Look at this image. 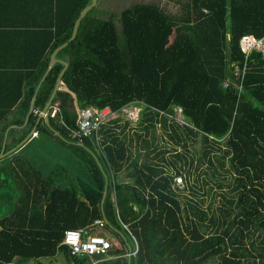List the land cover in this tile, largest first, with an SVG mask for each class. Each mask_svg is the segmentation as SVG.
<instances>
[{"label":"trees","instance_id":"obj_1","mask_svg":"<svg viewBox=\"0 0 264 264\" xmlns=\"http://www.w3.org/2000/svg\"><path fill=\"white\" fill-rule=\"evenodd\" d=\"M172 1L176 12L97 0L55 56L68 67L38 120L63 70L46 72L49 55L91 0H0V153L36 133L0 160L18 189L0 264H264V53L240 49L243 36L264 46V0ZM131 106L137 128L119 117ZM83 108L113 117L73 136ZM38 136L58 160L46 176ZM70 229L102 236L108 258L70 256Z\"/></svg>","mask_w":264,"mask_h":264},{"label":"built area","instance_id":"obj_2","mask_svg":"<svg viewBox=\"0 0 264 264\" xmlns=\"http://www.w3.org/2000/svg\"><path fill=\"white\" fill-rule=\"evenodd\" d=\"M242 39L248 40V44L245 48H243L242 44H240L242 52L247 53L250 50L255 49L256 39L251 36H243ZM224 87H227V83L224 84ZM112 117L113 114L109 108H105L103 110L83 108L80 110L79 128H77V130L73 133V136L82 137L90 135L93 132L96 134L99 126ZM176 185L183 188L182 180L180 178H176ZM92 225L96 228H102L104 226V222L101 220H95ZM123 227L127 229L126 226L123 225ZM84 236V229H70L64 233L62 246L67 249L70 256L74 258H108V253L112 249V246L108 241L102 238V236L96 234H92L86 239ZM136 251L135 244L133 252H129L128 257L133 256Z\"/></svg>","mask_w":264,"mask_h":264},{"label":"rangeland","instance_id":"obj_3","mask_svg":"<svg viewBox=\"0 0 264 264\" xmlns=\"http://www.w3.org/2000/svg\"><path fill=\"white\" fill-rule=\"evenodd\" d=\"M103 2V9H108V10H114V11H118L119 9L123 8L124 6L130 5L134 2H156L158 3L160 6L167 8L168 11H172V12H176L179 8V5L176 4L175 2H173L172 0H102ZM173 26H176V23H172ZM249 39V38H248ZM241 44L242 47L245 48V46H247L248 44V40H243L241 39ZM256 47L255 49L260 50L264 53V46H263V42L261 40H256L255 41ZM139 112H140V107L139 106H131V107H126L125 109H123V111L119 114V117H121V120L124 121H129V126L133 127V128H137L136 124H137V120L139 117ZM176 113V120L178 121H182V116L179 112V110H177ZM45 116V114L43 115ZM161 130L157 128V132L159 133ZM34 134V133H33ZM32 134V135H33ZM41 150V148H40ZM36 154H34V159H36L35 157ZM55 160V161H54ZM54 160L49 161L48 165H45L43 168V173L47 174L50 170H53L52 168L55 167V164L57 163V159L55 158ZM63 162V160H60L59 163ZM64 164V163H62ZM42 166V165H41ZM183 185H185V183H183ZM181 188V187H179ZM182 191V190H181ZM16 192H18V189L14 187V185H8L7 183H4L3 186L0 188V218L5 217L10 209H11V204L14 201V197L16 195ZM180 195H185V196H189L190 192L188 190H184L182 191V193H180ZM9 197V198H8ZM8 198V199H6ZM207 203V200H206ZM214 205H216V202L214 203ZM41 264H49L50 260L49 259H40ZM34 263L35 261L31 260L28 261V263ZM19 264V263H18ZM39 264V263H38ZM51 264H65V261L63 260V257L59 256L56 258L55 261H52Z\"/></svg>","mask_w":264,"mask_h":264},{"label":"water","instance_id":"obj_4","mask_svg":"<svg viewBox=\"0 0 264 264\" xmlns=\"http://www.w3.org/2000/svg\"><path fill=\"white\" fill-rule=\"evenodd\" d=\"M97 4V0H91V3L84 7L80 14H79V17H77L73 23V26H72V30H71V34H70V37L68 38V40L66 42H64L63 44H61V46H59L58 48H56L53 52L50 53L49 55V60H48V66H47V70L46 72L55 64V63H60L63 65V70L60 72L59 76H58V79L56 81V84L54 86V89H53V92L52 94L50 95L44 109L39 113L38 115V120L46 113L48 107L50 106V103L54 97V95L56 94V92L59 90V88L61 87V77L63 76L65 70L67 69L68 67V62H65V61H59L55 58L56 54L66 46L67 42L72 40L76 34V31H77V27H79L82 19L86 16V14L91 11ZM33 101H34V97L31 98L30 100V103H29V110L28 112L30 113L33 109ZM28 113V115H29ZM28 117V116H27ZM35 133V128H33L29 133L28 135L22 140V142L17 146L15 147L14 149H12L11 151L9 152H6V147H5V139H4V142H3V145H2V149H1V153H0V160L5 158L6 156H8L10 153H13L19 146L23 145L26 140L32 136V134ZM5 137H6V134H5Z\"/></svg>","mask_w":264,"mask_h":264},{"label":"crops","instance_id":"obj_5","mask_svg":"<svg viewBox=\"0 0 264 264\" xmlns=\"http://www.w3.org/2000/svg\"><path fill=\"white\" fill-rule=\"evenodd\" d=\"M46 121H47V119H46ZM35 134L36 133H34L32 136H30L27 140H26V142H28V140H30V138H32V137H34L35 136ZM36 138H38V147L37 148H35V149H32V150H30V155H31V157H33L34 158V154H36L35 155V157H36V159L34 160V161H37V162H39V163H41L42 164V167H44L45 165H48L49 164V161H50V157H48L49 156V154H48V151H47V147H48V145H49V143L47 142V140H44V138H40L39 136L38 137H36ZM25 142V143H26ZM24 143V144H25ZM23 144V145H24ZM22 146V145H21ZM21 146H19L18 148H20ZM17 147V146H16ZM17 148V149H18ZM40 148H41V150H40ZM11 154V153H10ZM2 160V159H1ZM43 168H41V170H42ZM53 170H54V168H52ZM52 170H50L47 174H44L43 173V175H49L50 174V172H51ZM42 172H43V170H42ZM5 176L4 175H2V174H0V188L3 186V184L5 183ZM9 198V197H8ZM8 198H6V199H8ZM0 220H1V218H0ZM59 256H61V257H63L61 254H57L54 258H51V259H49L50 260V263L49 264H51V262L52 261H55L56 260V258L57 257H59ZM84 258H87V257H84ZM83 258V259H84ZM41 260H39V261H35L34 263H28V262H20V261H16V262H13V263H11V264H41V262H40Z\"/></svg>","mask_w":264,"mask_h":264}]
</instances>
